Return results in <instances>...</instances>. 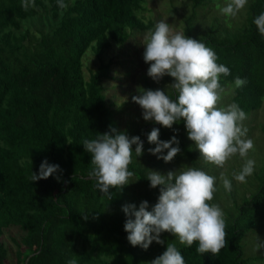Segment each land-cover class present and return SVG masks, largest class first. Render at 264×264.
Wrapping results in <instances>:
<instances>
[{"label":"trees","instance_id":"16d2710c","mask_svg":"<svg viewBox=\"0 0 264 264\" xmlns=\"http://www.w3.org/2000/svg\"><path fill=\"white\" fill-rule=\"evenodd\" d=\"M219 1L188 0L182 32L210 47L218 57L216 62L230 69L231 74L219 80L223 89L233 84L222 106L236 103L247 116L260 107L264 97V36L253 23L264 12V0H248L236 19L221 13L227 4ZM143 2L64 0L67 7L61 9L58 0H34V6L25 9L22 0H0V264H68L70 260L76 264H151L167 243L176 244L185 264H246L263 258L259 254L244 257L241 243L248 230L264 225V156L255 145L248 153L253 154L254 170L246 182L234 179L247 161L237 154L240 160L235 156L233 162L237 167L228 166L223 173L231 191L224 189L222 180L216 184L210 203L218 204L225 214L228 241L218 256L200 255L197 243L181 245L167 232L161 233L163 244L153 241L146 250L127 240L122 206L134 204L138 210L146 200L151 210L157 202L159 186L150 188L146 179L151 170L166 174L191 166L213 177L219 170L200 157L182 120L172 128L154 122L118 127L101 84L108 76L110 59L99 60L83 76L81 55L87 48L100 58L110 43L120 46L132 30L151 28L152 20L141 14ZM38 13L53 23L45 19L43 29L22 28L23 19ZM237 76L246 79V85L236 88ZM172 82L167 75L156 82L141 72L136 78L137 93L142 88L172 94L168 85ZM245 120L243 126L249 132L253 126ZM154 127L160 130V140L175 135L179 141L181 152L171 162L148 152L155 147L147 142ZM255 127L264 136V119ZM110 128L139 136L143 153L136 157L133 152L129 165L135 173L131 179L136 181L122 190L110 189L108 200L88 176L91 155L82 141ZM45 160L61 171L32 182V172L38 173ZM10 228L19 233L9 235V243L5 236Z\"/></svg>","mask_w":264,"mask_h":264},{"label":"clouds","instance_id":"9594fccd","mask_svg":"<svg viewBox=\"0 0 264 264\" xmlns=\"http://www.w3.org/2000/svg\"><path fill=\"white\" fill-rule=\"evenodd\" d=\"M247 3L248 0H229L220 11L235 17ZM30 5L34 6V0H22L25 9ZM58 7L64 9L67 5L64 0H58ZM253 23L264 36V12L255 17ZM141 44L144 47L143 60L149 65L147 75L156 82L166 75L173 78V82L168 84L172 94L166 93L165 89L141 88L139 94L132 97L143 110V119L165 128H172L174 123L182 120L187 138L195 144L205 163L222 168L234 155L246 157L254 147L253 141L246 138L247 129L243 126L247 116L236 103L219 106L224 92L220 77L231 73L229 68L216 62V53L201 41L175 31L166 20L158 21L154 29L148 30ZM246 83V79L241 77L234 79L236 88ZM159 134V128L155 127L147 134V142L155 145L148 152L165 163L171 162L181 152L179 141L175 135L162 141ZM82 145L91 155L92 167L88 176L96 181L95 187L108 200L112 198L110 189L122 190L136 181L131 179L135 173L129 170V165L133 152L136 157L143 153V142L139 136L129 137L125 132L110 128L95 139H84ZM254 164L248 159L234 174V179L245 183L246 177L253 173ZM58 171H61L58 165L45 160L41 162L38 173L32 172L30 180L47 179ZM56 178L59 179L58 176ZM146 179L150 188L159 186V195L151 210H148L146 200L140 202L138 210L134 204L122 206L127 217L123 227L128 233V242L146 250L153 241L163 244L160 236L167 232L181 245L191 247L197 243L196 252L200 255L210 253L218 256L228 241L225 214L218 204L210 203L217 191L216 178L189 166L166 174L151 170ZM220 179L224 189L231 191V182L223 174ZM256 248H264V243L257 240ZM68 264L76 262L70 260ZM151 264H185V261L176 244L167 243L166 250Z\"/></svg>","mask_w":264,"mask_h":264},{"label":"rangeland","instance_id":"374dc122","mask_svg":"<svg viewBox=\"0 0 264 264\" xmlns=\"http://www.w3.org/2000/svg\"><path fill=\"white\" fill-rule=\"evenodd\" d=\"M188 0H144L143 10L141 14L144 19H151L152 26L145 30H132L129 37L119 46L115 43H110V45L102 52L100 58L96 57L94 53L89 52L87 48L81 55L82 63V73L86 78L89 70L96 67L99 60L105 62L108 59L111 60L110 69L108 71V76L102 78L101 84L103 88V93L106 102L110 104V107L115 110V117L117 120V125L119 128H125L130 122L135 124L153 122L145 121L142 115V109L140 106L133 102L132 97L138 95L136 89V78L143 72L146 73L149 67L143 60L144 47L141 44L144 34L150 30L154 29L155 25L160 20H166L167 23L175 30L182 32V16L186 14L188 6ZM220 5H225L228 0H220ZM210 11V10H209ZM217 10H211V12ZM212 12V13H213ZM239 14V13H238ZM238 14L232 19H236ZM41 15V16H40ZM44 13L36 14L35 16L27 17L22 20V28L27 27L29 29L35 28H45V19L51 21L53 20L49 17H45ZM233 84L227 83L224 92L222 94V99L219 106L226 102L228 93L232 89ZM224 107V106H222ZM264 119V97L261 101L260 107L255 111L247 115L246 123L253 126L249 132H247L246 138L253 141L256 147V152L260 154L263 153L264 156V136L261 135L255 124L261 122ZM255 152V153H256ZM249 153V152H248ZM237 155L231 157L225 165L220 168L216 175V184L221 182L220 176L226 171L228 166L237 167L235 163ZM253 154H247L246 160L252 159ZM238 158V157H237ZM239 159V158H238ZM240 160V159H239ZM233 163V164H232ZM9 234H6L5 239L10 243L9 235L18 236V230L10 228ZM11 233V234H10ZM257 240L264 243V225L259 229L248 230L242 239V251L244 257L262 255V259L255 261L248 260L246 264H264V248L257 250Z\"/></svg>","mask_w":264,"mask_h":264}]
</instances>
